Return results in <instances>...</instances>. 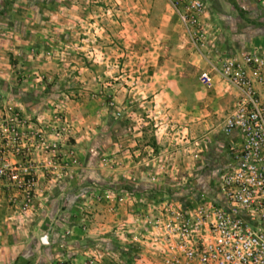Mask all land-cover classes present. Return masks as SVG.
Wrapping results in <instances>:
<instances>
[{"label": "rangeland", "instance_id": "374dc122", "mask_svg": "<svg viewBox=\"0 0 264 264\" xmlns=\"http://www.w3.org/2000/svg\"><path fill=\"white\" fill-rule=\"evenodd\" d=\"M200 1L189 31L170 0H0V149L16 117L21 151L7 159L34 177L0 175V243L36 248L4 260L0 244V264H161L120 223L137 228L158 195L216 198L229 159L223 117L190 127L163 96L227 94L200 71L207 59L264 54V0ZM178 76L192 80L173 86ZM37 217L45 227L28 228Z\"/></svg>", "mask_w": 264, "mask_h": 264}, {"label": "built area", "instance_id": "2783aa9c", "mask_svg": "<svg viewBox=\"0 0 264 264\" xmlns=\"http://www.w3.org/2000/svg\"><path fill=\"white\" fill-rule=\"evenodd\" d=\"M170 1L190 31L195 12L203 8L201 1ZM207 62L199 80L210 87L218 75L234 91L222 130L239 135L238 141H229V159L218 178L216 198L180 203L158 195L149 208L135 214L137 228L124 222L120 227L161 264H264V54L247 51ZM9 120L5 129L11 138L9 146L0 149V175L33 181L30 169L24 167L20 176L7 159L20 153L22 138L16 117ZM44 147L51 163L55 144Z\"/></svg>", "mask_w": 264, "mask_h": 264}, {"label": "crops", "instance_id": "0c3cea01", "mask_svg": "<svg viewBox=\"0 0 264 264\" xmlns=\"http://www.w3.org/2000/svg\"><path fill=\"white\" fill-rule=\"evenodd\" d=\"M199 65L203 69L204 66L206 65V61L204 59L200 60ZM191 80L190 78L178 76L175 80H173L174 81L173 86L185 85L187 84L186 83L187 81H191ZM214 80L216 82V86L218 85L223 86L224 83L223 81L221 82L219 80L218 75L214 76ZM194 81L196 82L195 84L198 85L197 81L196 80ZM218 88L216 89L213 88L211 89L212 91L209 90L211 93L208 92L206 89H204L201 91L200 95H196L194 93V89L192 88H185V89L183 88V90H185V94L183 95L179 91L178 92L175 91V88L172 87L170 88L171 90L165 94V96L161 95V97L159 98H162L163 96L171 102V109L169 110V113L173 112L176 115L181 114L182 116L187 117L188 120L192 121L191 124H189L190 127H196L199 124L203 125V123L209 124L211 117L213 118L216 116L218 118L222 116L224 119L226 114L231 110L232 105L234 103V99H235L234 91L230 89V91H228V93L225 94L223 91H221V88L219 89ZM227 108H228V112L225 113ZM194 120H197V121L194 122ZM222 124H223V120H222ZM238 139H239V135L237 131H234L230 135V141L231 140L238 141ZM43 220L44 219L37 217V219H35L33 222L31 221L27 225V227L31 229H38V228L45 227L46 223H44ZM1 226L2 225H0V228ZM42 236H43L42 233L39 234L40 238H42ZM76 239H77L76 245H79V243H81V239L80 240L78 238ZM25 241L27 240H24L23 238H19L16 236H13L9 241L8 240L7 241L5 240L4 242L1 241L0 244H3V247H4V244H6V246L9 247V249L11 250V255L9 256L7 255L5 257L3 256L1 258L4 260H14V259H24V258L28 259L27 256L31 254L33 251H35L36 248L34 250L31 248L29 250L30 252L26 251ZM33 244L35 246L36 240H33ZM77 250L82 251V248H78ZM36 255L34 254L33 257L35 258ZM77 255L81 256L82 253L77 252ZM37 258L38 256H36V259ZM147 263L151 264L149 261L146 260V264Z\"/></svg>", "mask_w": 264, "mask_h": 264}, {"label": "water", "instance_id": "95a60500", "mask_svg": "<svg viewBox=\"0 0 264 264\" xmlns=\"http://www.w3.org/2000/svg\"><path fill=\"white\" fill-rule=\"evenodd\" d=\"M41 241H42L43 243L46 242V235H43V236H42Z\"/></svg>", "mask_w": 264, "mask_h": 264}, {"label": "trees", "instance_id": "16d2710c", "mask_svg": "<svg viewBox=\"0 0 264 264\" xmlns=\"http://www.w3.org/2000/svg\"><path fill=\"white\" fill-rule=\"evenodd\" d=\"M133 258V257H132Z\"/></svg>", "mask_w": 264, "mask_h": 264}]
</instances>
